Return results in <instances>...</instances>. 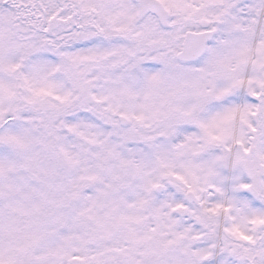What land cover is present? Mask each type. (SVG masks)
I'll use <instances>...</instances> for the list:
<instances>
[{
    "label": "snow or ice",
    "instance_id": "6c2138e0",
    "mask_svg": "<svg viewBox=\"0 0 264 264\" xmlns=\"http://www.w3.org/2000/svg\"><path fill=\"white\" fill-rule=\"evenodd\" d=\"M0 264H264V0H0Z\"/></svg>",
    "mask_w": 264,
    "mask_h": 264
}]
</instances>
